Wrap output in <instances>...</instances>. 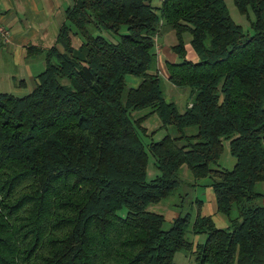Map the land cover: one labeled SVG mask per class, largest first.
I'll return each mask as SVG.
<instances>
[{"label":"trees","instance_id":"16d2710c","mask_svg":"<svg viewBox=\"0 0 264 264\" xmlns=\"http://www.w3.org/2000/svg\"><path fill=\"white\" fill-rule=\"evenodd\" d=\"M233 2L252 10V32L225 0H73L55 43L28 47L43 55L34 87L0 93V264H176V251L195 264H264V193L255 189L264 180V0ZM163 24L177 39L168 80L189 88L183 110L165 98L156 67ZM127 74L138 82L127 85ZM152 114L159 124L149 131ZM169 126L175 132L142 140ZM224 139L231 168L218 164ZM204 177L227 226L192 195L195 214L163 227L149 205L176 189L183 200Z\"/></svg>","mask_w":264,"mask_h":264},{"label":"crops","instance_id":"0c3cea01","mask_svg":"<svg viewBox=\"0 0 264 264\" xmlns=\"http://www.w3.org/2000/svg\"><path fill=\"white\" fill-rule=\"evenodd\" d=\"M152 2L158 5L160 0ZM72 3L73 0H0V25L8 31L6 37L0 34V93L20 96L32 90L44 62L41 53L28 56V47L48 48L53 45L58 28L65 20L66 9ZM161 28L155 37L156 67L159 74L168 79L166 62L177 58L172 49L177 39L174 29L164 24ZM189 39L187 33L184 38L186 57L195 58ZM71 41L74 46L80 42L77 36H72ZM207 189L200 213L211 216L216 226L225 227L226 220L217 210L213 189L210 186ZM199 238L200 235H195L193 241H200ZM173 260L176 264H191L190 256L184 251H176Z\"/></svg>","mask_w":264,"mask_h":264},{"label":"rangeland","instance_id":"374dc122","mask_svg":"<svg viewBox=\"0 0 264 264\" xmlns=\"http://www.w3.org/2000/svg\"><path fill=\"white\" fill-rule=\"evenodd\" d=\"M225 2H226V6L229 10L231 17L237 23H239L242 26V28L245 32H252V28L250 25V20L253 19L252 10L249 8L247 13H243L237 9L233 0H225ZM167 27H169V26H167ZM161 30H162V28H161ZM187 33L188 32L184 33V38H186ZM189 36L190 35L188 33V37ZM160 76L162 79V86H163V92H164L165 98L167 100L174 101L177 104V107L180 110H183L186 106L187 101H189L191 98L190 94H189V88L185 87V86H181V87L176 86L172 82H170L167 78H165L162 74ZM138 80H139V78L134 76V75H130V74L126 75L127 85H134L138 82ZM142 112L143 111H135L136 114H139ZM144 124L147 127L146 129L147 130L150 129L149 131H151V129H154L159 124V119L155 114H152L151 116H149L145 120ZM193 129H195V128H193ZM175 130L176 129L174 126H169L168 129L167 128H158V129L156 128V130L152 134H150V132H148L147 134H141V137H142V140L144 141V143H147L151 139L161 138L162 135H164L166 132L172 133V132H175ZM146 150L148 152L147 177L151 178L154 176L157 169L155 168L154 163H153L154 157L148 151L147 145H146ZM234 162H235V157L230 154L229 147H228V141L226 139H224L223 140V148H222V151H221L220 156L218 158V164L222 167L231 168L233 166ZM179 176L185 180H187V179L190 181L193 180V178H192V176H191L186 165H182L180 167ZM196 182L198 185H196L194 187L190 186V188L188 189V194H187V196H185V198L183 200H182V197L180 195V192H182V191L180 189H176L166 199L160 200L159 202L152 203L149 205L150 209L155 210V211H159L163 214V216H164L163 227L167 228L170 225L173 218L175 216H177L178 214H182L186 211L190 212L192 214V216H193V214H195L197 207L195 204L190 202L191 197L193 198L192 195L201 196L202 200H204V199H206L205 189H206V193H207V190H208L207 188L210 186V185H207V183L209 182L208 177H204L200 180H197ZM255 189L264 193V180L256 182ZM220 215H222L224 217V219L226 220V224H228V219L226 218V216L223 215L222 213H220ZM195 235H198V236L200 235V238H199L200 241H202L204 239L203 234H195ZM195 235L188 234L190 239H193V237ZM191 264H195V262L193 260H191ZM204 264H209V263H204Z\"/></svg>","mask_w":264,"mask_h":264},{"label":"built area","instance_id":"2783aa9c","mask_svg":"<svg viewBox=\"0 0 264 264\" xmlns=\"http://www.w3.org/2000/svg\"><path fill=\"white\" fill-rule=\"evenodd\" d=\"M7 33H8L7 29L3 25H0V34L6 37Z\"/></svg>","mask_w":264,"mask_h":264}]
</instances>
